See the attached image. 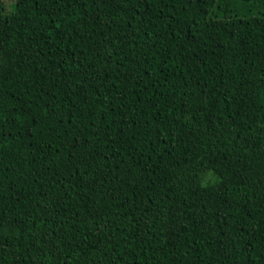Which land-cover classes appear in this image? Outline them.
<instances>
[{"label":"trees","instance_id":"16d2710c","mask_svg":"<svg viewBox=\"0 0 264 264\" xmlns=\"http://www.w3.org/2000/svg\"><path fill=\"white\" fill-rule=\"evenodd\" d=\"M0 264H264V0L0 3Z\"/></svg>","mask_w":264,"mask_h":264},{"label":"rangeland","instance_id":"374dc122","mask_svg":"<svg viewBox=\"0 0 264 264\" xmlns=\"http://www.w3.org/2000/svg\"><path fill=\"white\" fill-rule=\"evenodd\" d=\"M15 0H0V3H2L5 6H10V4Z\"/></svg>","mask_w":264,"mask_h":264}]
</instances>
